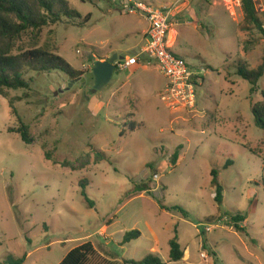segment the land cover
<instances>
[{
	"label": "rangeland",
	"instance_id": "1",
	"mask_svg": "<svg viewBox=\"0 0 264 264\" xmlns=\"http://www.w3.org/2000/svg\"><path fill=\"white\" fill-rule=\"evenodd\" d=\"M68 1L79 18L29 32L20 46L55 53L82 76L25 71L29 88L0 96V264L25 255V264H60L88 242L96 250L88 264L149 255L165 264H264V131L252 114L264 76L252 94L237 75L239 66L262 63L264 34L246 24L242 4L142 0L158 8L178 3L169 44L204 76L192 113L162 100L167 80L154 62L134 72L116 69L91 93L95 62L133 55L149 24L123 12L121 0ZM257 12L264 30V13ZM21 123L32 145L10 132ZM229 160L234 164L225 169ZM84 181L93 207L81 195ZM176 207L188 218L168 210ZM238 214L246 216L244 232L231 221ZM132 231L141 237L122 246ZM175 236L185 256L170 262Z\"/></svg>",
	"mask_w": 264,
	"mask_h": 264
},
{
	"label": "trees",
	"instance_id": "2",
	"mask_svg": "<svg viewBox=\"0 0 264 264\" xmlns=\"http://www.w3.org/2000/svg\"><path fill=\"white\" fill-rule=\"evenodd\" d=\"M82 3H89L92 0H80ZM242 10L246 24L254 27L264 34L263 24L252 0H242ZM80 14L73 10L68 0H0V96L6 97L7 90H25L30 84L24 78L25 71L36 73H48L51 71L62 72L72 80H78L82 73L75 70L64 58L42 48L23 49L20 45L23 36L29 32L39 33L51 24H57L64 19L74 20ZM89 18V17H88ZM103 60V59H102ZM118 70V67L116 68ZM237 75L251 85V93L258 91V84L264 76V59L255 69L250 70L246 66H239ZM203 79V78H202ZM263 99L252 107V114L257 127L264 131V92ZM12 112L17 115L13 100L9 101ZM130 129L135 130V125L131 124ZM11 133L19 134L26 145H32L34 140L30 136L29 127L21 123L18 129H10ZM101 157L104 152L98 151ZM47 160L51 158L46 155ZM179 154L172 157V162L177 164ZM231 160L227 161L225 169L233 166ZM264 168V161H263ZM218 171H212V186L215 190V200L219 204L223 202V188L218 180ZM87 181L81 183L83 199L90 207L94 203L88 198L86 187ZM164 209H167L166 207ZM168 210L178 211L184 218H188V213L179 207ZM246 220L244 215L231 217V221L237 232H244L239 226ZM141 237L139 231L128 232L124 235L121 245H126ZM170 262H179L185 252L181 248L178 236H175L169 243ZM96 254L94 245L91 242L85 243L71 250L60 264H88L89 260ZM27 256L20 259L8 257L2 264H25ZM125 264H165L160 258L149 255L141 261H127Z\"/></svg>",
	"mask_w": 264,
	"mask_h": 264
},
{
	"label": "built area",
	"instance_id": "3",
	"mask_svg": "<svg viewBox=\"0 0 264 264\" xmlns=\"http://www.w3.org/2000/svg\"><path fill=\"white\" fill-rule=\"evenodd\" d=\"M236 1L242 4V0ZM252 2L257 11L264 13V0ZM116 3L123 12L138 14L149 24L143 48L123 61H118L116 68L129 69L139 63L154 62L167 80L162 100L174 109L195 113L202 71L193 69L169 44L171 16L178 3L166 8H158L142 0H121ZM203 257L207 258L205 255Z\"/></svg>",
	"mask_w": 264,
	"mask_h": 264
},
{
	"label": "water",
	"instance_id": "4",
	"mask_svg": "<svg viewBox=\"0 0 264 264\" xmlns=\"http://www.w3.org/2000/svg\"><path fill=\"white\" fill-rule=\"evenodd\" d=\"M125 58L114 54L110 59L97 61L93 66V86L91 93H96L106 87L111 81L116 72V64L118 61H123Z\"/></svg>",
	"mask_w": 264,
	"mask_h": 264
},
{
	"label": "crops",
	"instance_id": "5",
	"mask_svg": "<svg viewBox=\"0 0 264 264\" xmlns=\"http://www.w3.org/2000/svg\"><path fill=\"white\" fill-rule=\"evenodd\" d=\"M174 19H175V18H174ZM176 19H177V18H176ZM170 22L173 23V20L171 19ZM147 24H148V23H147ZM148 27H149V25H148L147 28L143 31L144 35H143L142 40H141V45L138 46V47L135 49V51H133L132 54L138 53V52L143 48L144 44L146 43V41H147L146 32H147V30H148ZM175 53H176V52H175ZM176 54H177V53H176ZM178 55H179V53H178ZM101 61H104V60H101ZM142 64H143V66H144V65H148L149 62H147L146 64H144V63H142ZM137 69H139V68H136V67L133 66V67L129 68L128 70L134 72V70H137ZM203 77H204V76L202 75V78H203Z\"/></svg>",
	"mask_w": 264,
	"mask_h": 264
}]
</instances>
